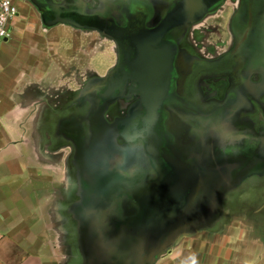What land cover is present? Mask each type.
Segmentation results:
<instances>
[{"label": "flooded vegetation", "instance_id": "af4514ba", "mask_svg": "<svg viewBox=\"0 0 264 264\" xmlns=\"http://www.w3.org/2000/svg\"><path fill=\"white\" fill-rule=\"evenodd\" d=\"M178 1L94 6L92 13L111 16L120 29L110 36L96 32L112 43L113 65L79 98L57 95V165L66 155L72 197L96 196L92 206L107 207L111 229L131 223L133 207L140 216L149 184L186 175V166L198 169L192 177L200 182L215 158L210 179L222 188L243 173L264 180L254 168L264 164V126L257 125L264 118V0H219L195 21L138 40L149 41L155 55L156 62L143 63L148 56L134 38L159 27ZM197 34L202 40L191 43ZM148 96L158 101L151 111ZM195 193L191 199L200 202Z\"/></svg>", "mask_w": 264, "mask_h": 264}, {"label": "crops", "instance_id": "0c3cea01", "mask_svg": "<svg viewBox=\"0 0 264 264\" xmlns=\"http://www.w3.org/2000/svg\"><path fill=\"white\" fill-rule=\"evenodd\" d=\"M12 1L17 14L0 44V264H86L87 233L109 210H96L98 198L84 191L74 199L66 165H57V60L75 54L76 33L97 31L57 21L53 8L92 13L122 0ZM232 210L180 232L153 264L193 253L199 264H264V241Z\"/></svg>", "mask_w": 264, "mask_h": 264}, {"label": "water", "instance_id": "95a60500", "mask_svg": "<svg viewBox=\"0 0 264 264\" xmlns=\"http://www.w3.org/2000/svg\"><path fill=\"white\" fill-rule=\"evenodd\" d=\"M217 1L219 0H179L164 16L159 27L141 30L133 43L137 48H142L143 57L148 56L143 63L147 65L153 63L152 58L155 55L150 51L149 41L142 46L137 43L138 40L158 39L160 35L155 33H166L178 25L195 21ZM53 10L57 14V21L78 28L92 29L108 36L120 33V29L113 26L109 15L83 13L63 6H57ZM146 101L150 107L149 111L153 110L158 102L151 100L150 96L146 97ZM194 172H198V169L186 166V175L173 171L172 174L177 175H173L172 181L162 180L149 184L142 191L140 216L136 214L134 207L131 208L132 211L129 213L132 217L131 223L126 224L125 221L126 225L120 229L105 226V223L109 222V215L94 217L93 226L87 233L91 238L84 246L87 253L86 264H153L156 256L166 251L168 245L180 232L188 228L198 229L211 225L221 213L220 194L226 184L223 183V188L217 187L219 183L214 182L215 179H210L214 175V169L200 173L205 178L194 183L192 177ZM128 181L130 179L127 177V191L133 194L134 189H129ZM212 182L214 183L211 184ZM187 185L190 186L188 189L191 194L185 197L184 191L188 190ZM197 190L201 197L200 202L199 199H191L192 195L196 197ZM132 198L134 199L133 196ZM126 218H129L128 214Z\"/></svg>", "mask_w": 264, "mask_h": 264}, {"label": "rangeland", "instance_id": "374dc122", "mask_svg": "<svg viewBox=\"0 0 264 264\" xmlns=\"http://www.w3.org/2000/svg\"><path fill=\"white\" fill-rule=\"evenodd\" d=\"M75 35V40H73L75 45L72 47V52L75 54L73 56L62 55L61 63L57 60V91L62 95L61 101L79 98V95L87 90L91 80L104 76L114 62V48L107 38L92 31H83ZM189 40L191 43L202 40V34H197V37L194 36ZM65 62L68 66L67 69L64 67ZM257 122V125L264 126L262 124L264 118L260 117ZM110 144H113V141L110 140ZM65 159L67 160L66 155L62 156L63 163ZM259 163L254 168L261 171L259 174L264 175V164ZM217 164V161L213 158L210 163L206 164L205 168H207V171H211ZM64 173L62 172V174ZM247 175L248 173H243L241 174L242 177L238 175L228 178L232 182H228L220 194V211L221 213L228 209L233 211L232 208L235 206L239 213L244 216L241 217L240 215V217H237L238 220L245 219L247 225L249 224L247 230L250 232L249 234L253 235L258 241H264V211H262L264 209V198H262L264 197V180L251 178ZM231 193H234L232 196L236 199L229 201L227 198ZM257 196L261 198H256ZM231 215L235 214L231 212L229 216Z\"/></svg>", "mask_w": 264, "mask_h": 264}, {"label": "built area", "instance_id": "2783aa9c", "mask_svg": "<svg viewBox=\"0 0 264 264\" xmlns=\"http://www.w3.org/2000/svg\"><path fill=\"white\" fill-rule=\"evenodd\" d=\"M16 14L12 0H0V44L10 37V22Z\"/></svg>", "mask_w": 264, "mask_h": 264}, {"label": "clouds", "instance_id": "9594fccd", "mask_svg": "<svg viewBox=\"0 0 264 264\" xmlns=\"http://www.w3.org/2000/svg\"><path fill=\"white\" fill-rule=\"evenodd\" d=\"M182 264H199L196 255L193 253L190 256L186 257Z\"/></svg>", "mask_w": 264, "mask_h": 264}]
</instances>
